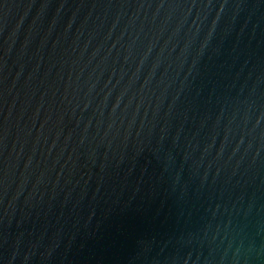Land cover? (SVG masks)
<instances>
[{
    "label": "water",
    "instance_id": "water-1",
    "mask_svg": "<svg viewBox=\"0 0 264 264\" xmlns=\"http://www.w3.org/2000/svg\"><path fill=\"white\" fill-rule=\"evenodd\" d=\"M0 264H264V0H0Z\"/></svg>",
    "mask_w": 264,
    "mask_h": 264
}]
</instances>
